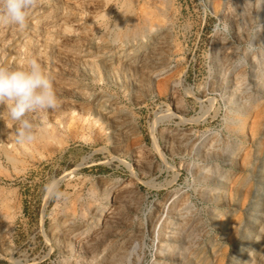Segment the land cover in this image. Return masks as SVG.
<instances>
[{"label":"rangeland","instance_id":"1","mask_svg":"<svg viewBox=\"0 0 264 264\" xmlns=\"http://www.w3.org/2000/svg\"><path fill=\"white\" fill-rule=\"evenodd\" d=\"M257 2L37 0L25 27L0 25V67L36 59L58 98L27 115L35 139L23 144L0 104V264H157L159 235L184 198L186 234H200L177 241L167 262L264 264V93L240 131L219 67L253 50ZM157 23L162 59L124 70L119 50ZM213 139L231 158L198 155ZM209 167L220 181L197 180Z\"/></svg>","mask_w":264,"mask_h":264},{"label":"bare ground","instance_id":"2","mask_svg":"<svg viewBox=\"0 0 264 264\" xmlns=\"http://www.w3.org/2000/svg\"><path fill=\"white\" fill-rule=\"evenodd\" d=\"M257 5V12L260 13L258 18L259 24L256 29V36L250 41V46L254 47L253 50L250 49L248 53L245 54L243 60L233 58L232 53H227L220 59L219 63L220 75L222 76L223 84H225L224 87H226L224 92L226 94L225 100L228 102V114L230 115L229 121L231 122V124L236 125L240 131L244 128L245 121H247L246 118L249 116L253 105L259 101L264 93V0H258ZM261 8H263V10H259ZM161 28L162 27L158 23L152 24L146 27V29L142 30V38H135L133 41L134 44L132 46L121 48L118 53L119 65H122L124 70L133 68L137 71L143 72L156 64L160 59H162L161 57L166 53L164 46L161 44V42L165 40V36L161 35L156 38L154 37V35L158 33ZM152 41H154L155 43L153 44ZM111 51V49L108 51L103 50L102 53L101 51H99V55H105L106 53H109ZM111 55H113V53ZM105 65V62L100 61L97 65L93 66V71L99 68L102 69V67H105ZM101 99L102 98H100L99 100V105L94 109V113L97 115L103 114L102 111L105 108V104ZM99 119L101 120L102 117H98V119L95 120V123H97ZM72 120H74L73 117ZM86 121H88V119ZM88 123L89 126H91V122L89 121ZM218 144L219 142L213 139L211 142H208L207 144L200 146L195 150H197L198 155L203 159L211 160L213 157H218L223 152H225V149L219 147ZM154 145L157 149L160 150V143L156 138ZM236 150H239V148H236ZM225 154H227L230 158L232 156V153H229V151H226ZM202 169L203 170L201 172H198V174L195 176L197 180L207 183H210L212 179H218V181H220V176L213 175L210 167ZM110 191L111 189H109L107 192L110 193ZM211 193L212 192L207 189V191L203 195L208 196ZM215 196L216 194L214 193L212 197ZM258 196V201L260 203V200L263 198V192H258ZM107 199H110V194L107 195ZM188 202L189 198H184L180 207L175 209L177 217L172 218L170 222L167 223V227L165 228V230L160 233L159 236L161 242L160 245H158L157 250L158 253L162 255V257L157 264H170L169 262H167L166 257L170 255V253L177 250L176 242L184 239L187 244H190L194 241H188L189 236H198L200 234L199 232L195 233V231L186 234L188 222H185L184 220L186 219L188 213L192 211V205H187ZM114 210L115 209L108 211V214L114 213ZM95 214L97 215L96 221H102L101 217L103 215V208H99L95 212ZM67 237H70V234L65 235L64 237H61L59 235L57 240L59 241V243H65L64 241L65 239H67ZM85 237H87V235ZM89 241L91 240L87 239L84 242ZM84 242L81 244V241H79L78 243L79 251L81 252L83 251L81 247L84 245ZM189 250L190 246H185L183 254H188Z\"/></svg>","mask_w":264,"mask_h":264},{"label":"clouds","instance_id":"3","mask_svg":"<svg viewBox=\"0 0 264 264\" xmlns=\"http://www.w3.org/2000/svg\"><path fill=\"white\" fill-rule=\"evenodd\" d=\"M37 0H0V25L25 27L30 9ZM0 104L6 105L12 120L19 124L17 143H31L35 139L29 113L55 109L58 98L53 80L36 59L16 70L0 67Z\"/></svg>","mask_w":264,"mask_h":264}]
</instances>
